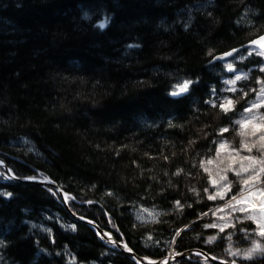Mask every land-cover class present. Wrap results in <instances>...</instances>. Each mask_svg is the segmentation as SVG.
<instances>
[{
  "label": "trees",
  "instance_id": "16d2710c",
  "mask_svg": "<svg viewBox=\"0 0 264 264\" xmlns=\"http://www.w3.org/2000/svg\"><path fill=\"white\" fill-rule=\"evenodd\" d=\"M262 5L264 0H0V159L17 176L36 175L37 180L50 177L75 197L66 202L69 210L95 221L99 229L109 232L113 231V223L122 226L129 246L141 257L157 261L201 249L230 261L233 257L227 254L229 247H246L257 239L264 245V238L255 233L242 238L235 231L231 240L225 235L219 242L203 244L196 234H215V230L201 227L216 220L213 216L203 217L185 231L179 246L165 244V240L170 241L171 228L195 218L186 206L183 214L169 212L171 201H194L187 187L206 186V177H173L171 182L178 191L168 188L167 199L156 195L168 179L163 175L165 169L169 173L176 166L190 170L185 163L189 157L181 154V142L186 144L202 124L219 118L216 110L202 108L208 116L201 115L199 122L190 121L184 131L166 128L170 115L184 119L191 115L192 98L168 96L170 86L176 76L195 70L203 77L193 94L201 102L207 98L206 85H215L218 91L230 87L225 80L231 76L223 70L222 62H213L209 68L205 50L214 47L224 51L246 43L253 34L248 21L254 19L248 8L259 11ZM207 12H212L220 23L209 19ZM105 15L107 23L99 28L98 22ZM190 16L194 23L186 32L183 23ZM256 23L264 25V17ZM134 44L141 47H129ZM261 59L253 55L235 61L236 67L248 74V79L237 82L238 87L260 91L261 86L255 83L259 71L254 65ZM224 94L231 95L226 91ZM256 97V93H249L247 100ZM242 113L238 104L232 118L238 120ZM227 139L238 146V135L229 134ZM117 150L119 156L115 155ZM146 152L154 158L148 159ZM173 152L176 157L171 156ZM158 153L169 155V161ZM152 176L162 183L150 181ZM91 182L98 190L86 189ZM105 182L118 195L133 201L151 183L152 192L139 204L150 209L155 204L153 210L162 214L157 219L167 223H153L150 216L133 233L130 225L138 205L127 204L130 211L123 206L115 209L118 202L114 198L101 197ZM5 191L13 196H3ZM53 193L58 191L52 186L0 174V239L7 244L0 248V264H75L72 257L77 254L79 259L86 257L89 261L98 258L96 264H138L124 251L113 250V245L96 236L89 224L73 220L60 195ZM85 200L97 203L91 205ZM206 203L208 208L216 206L214 202ZM102 206L111 214L112 223ZM193 206L198 211L206 210ZM65 225H75L76 230ZM45 227L52 230L54 244ZM153 229L161 240L159 246L140 239L145 230ZM102 251L107 252V259L100 256ZM200 258L194 254L169 264H220ZM234 258L241 264V256ZM243 264H264V257L254 255L252 261Z\"/></svg>",
  "mask_w": 264,
  "mask_h": 264
},
{
  "label": "snow or ice",
  "instance_id": "6c2138e0",
  "mask_svg": "<svg viewBox=\"0 0 264 264\" xmlns=\"http://www.w3.org/2000/svg\"><path fill=\"white\" fill-rule=\"evenodd\" d=\"M248 12L254 17V19L249 20L248 24L253 29V34L250 39H247L246 43L238 44L235 47H229L224 51H217L214 47H208L205 50L206 63L209 68L213 66V62L221 63L223 70L231 76V79L225 80L227 85H230L225 90L218 91L215 85H206L207 92L204 96L207 97L202 100L200 97H194V93L200 87L203 77L198 75L195 70H188L184 72L183 75L176 76V82L172 84L168 90L167 95L170 97H177L179 100H187L192 98L189 105L190 117L184 119L183 116L172 117L170 115L168 121L165 123V127L169 129H179L184 131L185 127L190 121H200V116H208L207 111H201V109H214L218 112L219 118L216 121L208 124H202L201 129L188 139L187 143L181 142V154L185 157H189L185 161L189 165L190 170L185 171L184 167L176 166L174 171H169L165 169L163 175L167 177V181L164 182V186H161L156 191V195L167 199V189L174 188L178 191L176 185L172 184V178H180L184 176L189 179H196L197 176H205L203 187L188 186L187 191L192 193L195 197L194 201L185 200L183 203L181 199L175 198L171 201L172 208L169 212H175L183 214L185 206L187 209L192 210L195 213V218L188 223H181L179 227H174L170 229V241L165 240V244L173 243L178 245V240L183 239V233L185 231H190L197 221H200L203 217L213 216L217 217L216 220L210 223H202V229H212L215 230L214 235L204 236L201 233L196 234V239L200 240L203 244H211L213 242H219L226 235L229 240H231L233 231L235 233L241 234L242 238L249 236L250 233H255L258 237L264 238V115L259 117L252 115L254 109H258L261 105H264V59L256 61L255 67L259 71V75L255 77V83L260 85V91L257 93L256 89L248 88V91H244L243 88L237 86V82L241 80L248 79V74L236 67L235 61H244L246 58L257 55L264 58V25L257 24L256 21L264 17V5L261 9L257 11L251 7L248 8ZM207 17L211 19L214 23L219 24L220 21L217 20L212 12H207ZM84 16L87 17L88 13L85 12ZM108 17L105 15L103 20L98 22V27L103 28L107 23ZM194 23L193 18L190 16L187 21H184L183 28L186 32L191 31V25ZM129 47L139 48L141 45L134 44L129 45ZM138 84L144 82L138 81ZM231 95H225L224 92ZM249 93H256L259 96V101H248L247 97ZM233 95L237 98L234 99ZM243 101V103H240ZM243 109V113H248L243 119H233L237 105ZM248 106L245 107L244 105ZM176 119H181L183 123H175ZM7 123V121H5ZM213 123L215 127H213ZM239 125V127H236ZM155 127V124L152 125ZM202 133V135H201ZM229 134L239 136L238 146L233 144L232 141L227 139ZM202 141V143H201ZM99 148V145H96ZM127 147L126 145H121V148ZM203 149V151H201ZM253 150H256L259 154L252 155ZM242 153H247L243 154ZM116 156L120 155L119 150L115 152ZM148 159H153L154 157L149 153H145ZM161 156L162 154H157ZM177 153H171L172 157H176ZM164 161H169V155H162ZM133 164L139 168L135 160L132 161ZM0 165L7 168V173L5 178L11 179H22L27 181H35L38 179L36 175L27 176H17L12 168H8L5 161L0 159ZM148 171H151L149 169ZM144 169L140 171V177L143 178ZM150 181H155L157 184L162 182L156 176L148 178ZM44 180H50V177L44 176ZM55 183V181H52ZM239 189L237 192L236 189ZM86 189L98 190L97 184L91 182L86 186ZM152 184L149 183L147 187L143 189V194L137 193V199L135 201L118 195L117 191L113 187L109 186L106 182L101 192V197H112L118 204L115 209L119 207H125L127 209V204L138 205L137 211L132 214V223L130 225V231L135 233L139 226L147 223L144 220L142 213L147 212L151 216L153 223L161 224L167 223V221L159 220L157 217L161 216V212L156 211L154 214L148 208H145L139 201L149 197L152 192ZM49 192H53V189L49 188ZM85 191V189H81ZM65 202H70L75 199L71 193L65 192L61 187L59 193ZM3 196L12 197L13 193L3 192ZM206 202H214L215 208H208ZM84 203L94 205L97 202L92 200H85ZM198 205L204 207L205 211H198L193 205ZM152 208L155 209L156 205L153 204ZM259 209L256 212V209ZM114 209V210H115ZM102 212L104 215L108 216V222L112 223L111 214L104 211L102 206ZM239 212L243 215H233ZM167 213H165L166 215ZM219 214V215H218ZM82 220H87L86 217H81ZM89 224L95 226V221L87 220ZM139 222V224H138ZM31 224V221H29ZM253 225L255 227L253 228ZM43 227V226H41ZM65 227H70L74 231L76 230L75 225H65ZM43 230L49 233V239L53 240L54 237L51 236V229L43 228ZM31 231V229H30ZM115 233V235H114ZM156 230H145L141 236V241H149L151 244L159 246L161 240L158 238V233ZM101 240L107 242V244L113 245V250L116 247L121 248L123 251L131 254L133 248L129 246V241L125 238V233L122 231V226L113 223V231L107 233H95ZM107 244L105 248H107ZM6 241L0 239V248L6 247ZM149 244H145L148 247ZM45 251V250H42ZM228 256H232L233 259L225 260L224 264H237L235 256H241L243 264L244 261H252L253 256L256 254L264 257V245L258 240H252L251 246L247 249L241 251L240 249H232L229 247L227 251ZM59 255V253L57 254ZM77 256H73L72 260L75 264H96V259L89 261L86 257L84 259H79ZM179 255V253H177ZM200 255V253H197ZM100 256H104L105 259L108 258V254L105 251L100 253ZM135 261L136 257H132ZM213 259H223L222 257H213ZM143 260H147L148 264H156L155 260H151L149 257H144ZM103 264V261H100ZM142 264V262H138ZM162 264H167V261H163Z\"/></svg>",
  "mask_w": 264,
  "mask_h": 264
},
{
  "label": "water",
  "instance_id": "95a60500",
  "mask_svg": "<svg viewBox=\"0 0 264 264\" xmlns=\"http://www.w3.org/2000/svg\"><path fill=\"white\" fill-rule=\"evenodd\" d=\"M3 169L5 170V172L7 173V168L5 166H2ZM0 173L1 174H4L1 170H0ZM5 173V174H6ZM5 174L3 175L5 177ZM19 181H27V180H22V179H17ZM30 182H35V183H38L40 185H43V186H46V185H49V186H52L53 188H55L58 193H59V187L56 183H52L51 180H48V181H45L44 179L43 180H35V181H30ZM61 199H62V195L59 194ZM62 202H63V205L66 209V211L69 213V215L71 216V218L73 220H81V221H84L86 222L87 224H89L86 220H82L81 217H78L76 215H74L68 208L67 206V203L62 199ZM92 228H94L96 230V232H99V233H107L106 231H103L101 229H99L96 225L93 226L92 224H89ZM118 248L120 251H123L121 248L119 247H116ZM126 254H128L130 257H136V261L137 262H143V263H146L148 264V261L147 260H143L144 257H141V256H138L134 251L129 254L127 253L126 251H124ZM197 253H200L201 255V258L200 260H209V261H217L219 262L220 264H224V261L225 260H220V259H213V256H211L210 254H208L207 252L201 250V249H190V250H186L184 251L183 253H180L179 255L175 254L173 256H168L167 258L163 259V260H157L156 261V264H162L163 261H167V264H169L173 259H176V258H188L190 255H193V254H197ZM238 264V263H237Z\"/></svg>",
  "mask_w": 264,
  "mask_h": 264
},
{
  "label": "rangeland",
  "instance_id": "374dc122",
  "mask_svg": "<svg viewBox=\"0 0 264 264\" xmlns=\"http://www.w3.org/2000/svg\"><path fill=\"white\" fill-rule=\"evenodd\" d=\"M229 79H231V78H229ZM230 86V85H229ZM254 101H259V96H257L256 97V99L254 100ZM247 115H249L248 113H242L241 114V116L239 117V119H243L244 117H246ZM252 115H255V116H257V117H259L260 115H264V105H261V107L260 108H258V109H254L253 111H252ZM239 144V143H238ZM243 154H247V153H242V155ZM259 153L256 151V150H253V153H252V155H258ZM1 166V165H0ZM150 211H152L153 212V214L155 213V211L153 210V209H150V208H148ZM256 212H258L259 211V209L257 208L256 210H255ZM236 215H243L242 213H239V212H236L235 213ZM219 215V214H218ZM142 216H143V218H147V217H150L149 216V214L147 213V212H144V213H142ZM216 219H217V217H216ZM258 240V239H257ZM260 243H261V245H263V243L260 241V240H258ZM251 246V244L250 245H247L246 247H232V249H240L241 251H243V250H245V249H247L248 247H250ZM256 255H259V254H256Z\"/></svg>",
  "mask_w": 264,
  "mask_h": 264
},
{
  "label": "bare ground",
  "instance_id": "6f19581e",
  "mask_svg": "<svg viewBox=\"0 0 264 264\" xmlns=\"http://www.w3.org/2000/svg\"><path fill=\"white\" fill-rule=\"evenodd\" d=\"M2 176V175H1Z\"/></svg>",
  "mask_w": 264,
  "mask_h": 264
}]
</instances>
